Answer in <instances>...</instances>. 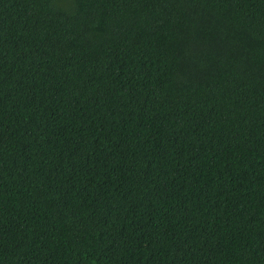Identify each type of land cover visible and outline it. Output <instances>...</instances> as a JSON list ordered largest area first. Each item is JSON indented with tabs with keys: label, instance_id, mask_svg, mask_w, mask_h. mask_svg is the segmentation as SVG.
<instances>
[{
	"label": "trees",
	"instance_id": "1",
	"mask_svg": "<svg viewBox=\"0 0 264 264\" xmlns=\"http://www.w3.org/2000/svg\"><path fill=\"white\" fill-rule=\"evenodd\" d=\"M0 264H264V0H0Z\"/></svg>",
	"mask_w": 264,
	"mask_h": 264
}]
</instances>
